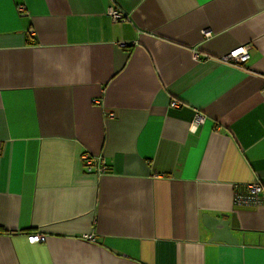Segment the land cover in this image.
<instances>
[{
	"label": "crops",
	"instance_id": "obj_1",
	"mask_svg": "<svg viewBox=\"0 0 264 264\" xmlns=\"http://www.w3.org/2000/svg\"><path fill=\"white\" fill-rule=\"evenodd\" d=\"M263 89L264 0H0V264H264Z\"/></svg>",
	"mask_w": 264,
	"mask_h": 264
},
{
	"label": "built area",
	"instance_id": "obj_2",
	"mask_svg": "<svg viewBox=\"0 0 264 264\" xmlns=\"http://www.w3.org/2000/svg\"><path fill=\"white\" fill-rule=\"evenodd\" d=\"M111 15L114 21H122L124 20V14L118 12L117 10H113ZM210 32H204V36L206 38L210 37ZM250 45H243L231 50L228 54L221 58L222 62L232 64L237 67H243L247 62L250 61ZM193 57L197 59L198 53L193 52ZM262 95L264 96V89L262 90ZM171 106L173 108L179 107V103L176 101L171 102ZM204 118L202 116L197 115L191 125V130L195 131L197 128L204 123ZM0 153H1V143H0ZM83 165L87 168L89 172L93 170L94 164L96 162V157L90 154H84L81 158ZM100 161V160H99ZM101 163V162H100ZM107 168L104 164H100L97 168L96 172L99 174L106 173ZM264 192V188L261 183L256 182L252 184H248L247 186H242L236 189L235 201L238 206H257L262 202V194ZM30 243H37L44 240L43 235H32L29 236Z\"/></svg>",
	"mask_w": 264,
	"mask_h": 264
},
{
	"label": "water",
	"instance_id": "obj_3",
	"mask_svg": "<svg viewBox=\"0 0 264 264\" xmlns=\"http://www.w3.org/2000/svg\"><path fill=\"white\" fill-rule=\"evenodd\" d=\"M205 219V225L207 228L213 232L214 240L227 242V243H236V240L232 237L231 230L227 221L207 217Z\"/></svg>",
	"mask_w": 264,
	"mask_h": 264
}]
</instances>
